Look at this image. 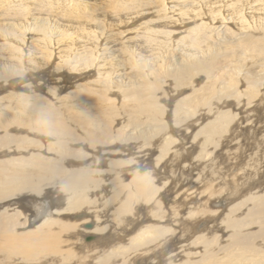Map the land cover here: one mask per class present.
<instances>
[{"label": "bare ground", "instance_id": "bare-ground-1", "mask_svg": "<svg viewBox=\"0 0 264 264\" xmlns=\"http://www.w3.org/2000/svg\"><path fill=\"white\" fill-rule=\"evenodd\" d=\"M256 21H264V0H0V75L3 74L2 69L12 72L4 77L8 81L3 84L4 87H12L11 91L7 90L10 94L0 96L3 101L0 105V131L7 133L12 130L16 133L10 135L9 140L7 138L9 142L5 141L4 145H0V156L3 158L0 160V178L10 183L9 187L0 188V264H38L36 261L45 257L50 258L48 261L51 264H84L89 256L92 258L88 264H96L98 261V264H139L137 258L140 256L144 259L143 263H154L156 257L152 252L156 246L148 248L154 239L157 237L160 241L164 236V241H161L162 254L172 255L174 249L182 247L179 243L182 235L187 238L193 236L187 243L189 246L202 243L199 247L205 253L194 262L187 259L172 264H264V237L256 234V231L264 232V162H259L260 166H257L262 167L261 176L260 172L249 175L241 168V174L234 178L220 180L216 175H209L208 178L212 176L211 179L198 181L197 189L182 188L179 193L187 198L178 204L173 202L177 208H172L171 205L172 210L166 209L162 204L157 205L159 198L155 197L159 188L154 184L153 178H150L151 174L140 175L134 172L133 178L127 183L121 178L113 177L114 185H108L111 197L103 199V204L99 206L94 204V198L90 194L97 190L98 185L104 184V181L96 178V169L91 167L92 165L80 167L76 164L75 167L65 168L60 165L61 162L52 163H55L58 157L64 156L66 148L71 149L76 145L73 139L76 140L77 136L82 138L89 134L90 142L94 137H109V130H103L101 134L100 129L104 125V118L109 123H114L113 116L110 120L109 113L112 111H106L102 100L93 96L91 98L94 103L89 98H77L72 101L73 108H56L58 103L55 108L50 107L51 109L47 110L46 106L53 102L42 96V87L37 82L34 84V81H29L32 76L41 80L47 73L51 75L49 80L58 82L62 74L69 76L63 73L64 70L80 71L68 57L72 54L80 57L88 52L91 57L92 54L98 55L96 62L84 64V67L90 65L93 74L87 82L81 83L77 89L73 88L68 93L88 88L94 81L93 75L101 73L102 62L112 60V64L121 65L124 61L122 58L128 56L127 49L121 46L118 47L117 55L112 57L109 54L104 58L108 39L122 32L132 34L135 41L140 42L143 39L147 46L159 45L160 42L168 43L186 35L193 38L194 41L190 42L197 43L205 39L204 34L210 35L211 31H215L214 35H217V31L221 32V26L222 29L226 28L227 22H231L238 31L244 30L249 34L248 30L257 25ZM216 23L218 25H215ZM224 31L226 34L229 30ZM180 34L181 36L177 37ZM143 43L133 46V49L140 50L142 59L146 55V49L141 47ZM199 50L202 48L189 47V51L187 50V54L190 53L189 56L193 58L187 69L203 65ZM15 60H21L22 66L27 68L11 67V70L10 65L14 64ZM4 63L7 67L2 65ZM16 66H19V63ZM65 66L68 68L59 73ZM83 72L86 73L85 70ZM73 78L75 79V76ZM44 86L53 98L56 84ZM72 87L67 88L69 90ZM56 100L60 103L65 101L63 97ZM76 102L81 106L76 107ZM148 109L150 108H144L142 103L135 104L134 113H130V117L142 114L147 121L156 120L153 112H146ZM117 115L123 116L122 113ZM144 119L139 121L145 122ZM219 123H213L207 129L218 134L222 127H216L215 124ZM80 126L86 127L81 130ZM122 137L124 135L119 136V139ZM18 140H21V143L17 142ZM44 141L47 148L45 153L51 150L49 152L56 156L52 162H47L48 158L38 157V153L30 152L39 150ZM76 143L79 144V141ZM108 143L105 141L104 144ZM33 145L39 146L35 148ZM24 152L29 153L30 157L12 155ZM9 154L13 157L8 156ZM83 155L87 156L86 153ZM260 158L264 161V153ZM119 161L124 162L122 159ZM119 161L112 159L113 164ZM259 163L253 162L252 166ZM254 169L256 170V167L250 171ZM41 172L48 173L55 181L51 183L52 188L48 187L41 197H36L40 194L35 192L39 187L33 182L29 184L27 176L40 177ZM116 173L120 172L116 171L114 176ZM258 177L262 179L258 181ZM184 179H180L172 187L176 190L177 187L197 183L186 182ZM211 181L224 184V191L212 185ZM56 184L60 185V189L55 191V194L53 191ZM128 185L130 187L126 189ZM99 190L97 194L100 196L101 189ZM167 190L169 194L171 187ZM20 192L36 193L35 197H29L31 201H27V204H32L31 207L26 206L24 199L20 198L22 196L16 197L22 194ZM162 192L164 195L165 188ZM239 193L243 197L237 201ZM200 195L202 196L195 206L189 205L192 198ZM144 198L147 199L146 204L153 202L154 206H147L144 215L136 216L132 205L135 203L134 207L137 206L140 199ZM20 205L27 209L25 213L18 210ZM181 210L183 214H180ZM147 211L150 213L146 214ZM127 214L129 218L124 217ZM224 215H227V218ZM144 219L149 221L141 225L139 222ZM88 220H93V223H86ZM157 221L164 223L152 226V223ZM85 223L89 224V227H85ZM83 224L85 228L76 229ZM106 226H109L108 230ZM17 227H21L22 231H11H16ZM114 228L115 235L125 234L132 229V238L126 243L108 242L106 232L113 233ZM3 230L7 231L4 237L1 236ZM198 231L202 233L195 235ZM227 232L232 234V247L218 255L212 254L222 250L229 243L224 237ZM85 233L96 234V237H93V241L88 240L89 242L85 243L82 240ZM206 233H211L210 236L217 238L213 249L208 245L207 239L200 241ZM153 235L155 237L150 238ZM224 241L226 243L223 244ZM128 243L131 245L127 251L128 255H109L110 251L122 248ZM65 244L71 247H63ZM78 244L82 249L76 252L72 246L76 247ZM93 246L97 248V252L90 250ZM151 249V254L142 255V252ZM175 253L179 254L178 251Z\"/></svg>", "mask_w": 264, "mask_h": 264}, {"label": "rangeland", "instance_id": "rangeland-1", "mask_svg": "<svg viewBox=\"0 0 264 264\" xmlns=\"http://www.w3.org/2000/svg\"><path fill=\"white\" fill-rule=\"evenodd\" d=\"M218 23L215 25H218ZM256 23L257 25L254 28L251 27L248 30L249 34H247L244 30L238 31L233 27L234 25L231 22H227L225 24L226 28L222 29L221 26L219 28L221 32L217 31V35H214L215 31H211L210 35L204 34V40L201 39L197 43L193 42L194 44L190 42L194 41L193 38L190 35H186L168 43L160 42L158 43L159 45L147 46V44L143 43V39H141V43L135 41L134 36L129 32L119 33L117 36L108 39L105 45L107 48H104L106 51L104 58L109 54L112 57L117 55L118 47L122 46L128 51V56L122 58L124 60L121 62L122 64H112V60H107L106 63L102 62L101 73L93 75L94 81L91 83V86L89 85L88 88H83L79 91L75 90L72 93L68 92L73 88L77 89L78 85L87 82L90 78L89 76H92V68H90V65L84 67V64L96 62L97 54H92V57L88 52H85L86 54H82L80 57L72 54L71 57H68L69 61H72L75 64V68H78L82 72L66 69L63 73H67L69 76L65 77L62 74L59 76L58 82L49 80L51 75H48L46 71V75L41 80L37 76H32L29 81H34V84L37 82L42 87L40 91L42 96L49 102L54 103H49L52 106L48 104L46 106L47 110L55 108L58 103L56 108H73L72 101L77 98H89L94 103L95 101L91 98L93 96L102 100L106 111H112L109 113L111 115L110 120H112V116L114 118L113 124L104 118V125L100 129L101 134L104 132L103 130H109V137H94L92 142H90L89 134H85L81 138L77 136L76 131L77 138L76 140L73 139L76 145H70L73 146L71 149L70 147H68L69 149L66 148V151L63 152L64 156L58 157L56 162L52 164H59L61 162L62 164L60 165L65 166V168L75 167L76 164H79L80 167L92 165L91 167L96 169V178L104 181V184L98 185L97 188V190L101 189L100 196L97 194L100 190H96L90 194L94 198V204H99V206L103 204V199L107 200L108 196L111 197V190L108 185H114L115 178H121L123 182L127 183L133 178L132 174L134 172H138L140 175L151 174L150 178H153L154 184L159 188L155 197L159 198V203H156L158 206L162 204L169 210L177 208L172 204L173 202L178 204L179 201L187 198L186 195L180 194L179 191L182 188L189 190L197 189L199 187V180L211 179L213 175H216L220 180L228 177L234 178L241 174V168H244V171H247L249 175L260 172L259 176H261L262 167L259 168L257 166H260L259 162H264L260 158L261 154L264 153V21H256ZM224 30L229 31H226L227 33L225 34L223 33L225 32ZM25 35L28 36L27 34ZM179 36L181 34L177 37ZM142 43L144 45L141 47L146 49V55L143 59L140 50L133 49V46L141 45ZM189 47L202 48V50H199L200 57L203 59L201 67H189L187 69L190 65L189 63L193 60L189 56L190 53L187 54ZM120 55H122V52H120ZM15 61L14 64L10 65L11 70L13 67H19L20 69L27 68L22 66L23 62L21 60ZM18 63L19 66H16ZM2 65L7 67L6 63ZM210 67L213 68L211 71H208ZM65 68L68 67H63L59 73ZM83 70L86 71L85 74ZM2 73L0 75V96H9V91L12 90V87L10 85L4 87L3 84L8 81L4 77L10 75L12 72H6V69H2ZM80 74L82 76H78ZM74 76L75 79L73 78ZM51 84H56L57 86L55 93H53V98H51V92L45 90L44 86H51ZM16 86L18 85L16 84ZM67 87L72 88L68 90ZM58 97H63L65 101L61 103L57 102L56 99ZM52 99L54 101H51ZM140 103H142L144 108H150L146 112H153L156 120L147 121L142 114L130 117V113H134V105H140ZM1 104H3V101L0 100ZM77 106L81 105H78L76 102ZM118 113H122L123 116L120 117L117 115ZM142 118L145 122L139 121ZM216 122H220L219 124H215L216 127H222L218 134H215L211 129H207L209 125ZM77 126L74 127L78 129ZM80 127L82 130L86 126ZM1 131V146L4 145L3 142H9L10 135L16 134L12 130L7 131V133L3 130ZM91 133L94 134L93 131ZM122 135L124 137L119 139V136ZM28 137L31 138L30 135ZM109 140L110 142L108 143L107 141ZM20 141L18 140L17 142L21 143ZM78 141L79 144L76 143ZM105 141L108 144H104ZM45 143L46 141L41 143L43 146L33 145L36 146L35 148L39 146L40 149H34L30 152L34 154L38 153L40 155L38 157L48 158L47 162H52L56 156L49 152L51 150L45 153L47 149L44 145ZM9 144L12 145V142ZM83 153H86L87 156H84ZM12 155L30 157V154L27 152ZM12 155L9 154L8 156L13 157ZM2 159L0 156V160ZM112 159L118 161L122 159L124 162L120 163L119 161V163L113 164ZM131 161L136 163H132ZM253 162L259 164L252 166ZM130 163L132 164L130 165ZM254 167H256V170L254 169L251 172L250 169ZM98 170L103 172H98ZM116 171L120 173H116L114 176ZM41 173L40 177L34 175L27 176L29 184L33 182L39 187V190H35L37 194L40 193L38 196L34 192H20L22 194L16 197L22 196L20 198L24 199V202L27 204V201L32 200L29 197H41L45 189H48V187L52 188V181L55 180L48 173ZM209 175L212 176L208 178ZM182 178H185L186 182L197 181V183L180 186L175 190L172 185ZM261 179L258 177V181ZM27 181L25 180L24 182L27 183ZM20 183L23 182L20 181ZM211 184L224 191V184H218L217 181H211ZM226 185L228 186V184ZM9 186L8 180L0 178V188H7ZM129 187L130 185L126 186V189ZM170 187L171 192L168 194L167 189ZM164 188L165 194L163 195L162 191ZM59 189L60 185L56 184L53 192H58ZM160 193L162 197H160ZM120 194L123 193L120 192ZM237 195L236 200L239 201L243 196L241 193ZM201 196L192 198L189 205L195 206ZM146 200L145 198L144 200L140 199L137 206L134 207L135 203L132 205V209L136 211V216L137 214L139 216L144 215V210L147 206H154L153 202L146 204ZM171 205H173L172 208ZM26 206L31 207L32 204L28 203ZM22 208L23 206L20 205L18 210L20 212L22 210L25 213L27 209ZM109 208H111V205H109ZM153 209L155 210L156 208ZM184 211L187 212V210ZM148 213L150 211L146 212V214ZM128 214L124 217L129 218ZM180 214H183L182 210ZM136 216L132 218L134 219ZM224 216L227 218V215ZM92 221L88 220L86 223H93ZM148 221V219H144L139 223L141 225L147 224L146 222ZM157 223L162 224L164 222H153L152 226ZM102 225H105L104 222ZM108 227L106 226V230H108ZM83 228H85L84 224L82 227L76 229L82 230ZM254 228L257 229V227ZM84 230L87 231L86 229ZM131 230H128L125 234L115 235L116 230L114 228L113 233L106 232V238L111 243L117 241L126 243L127 240L132 238L133 232ZM11 231L18 233L22 231V228L17 227L16 231ZM6 233L7 231L3 230L1 236L4 237ZM201 233V231H198L195 235ZM229 233L227 232L224 235L229 243L222 250L213 252L212 254L218 255L222 251L232 247V234ZM210 234L206 233V235H202L200 241L203 242L207 239L208 245L213 249L217 238L216 236H210ZM256 234L264 237V232L262 231H256ZM87 237H90L89 241L91 242L96 237V234L85 233V236L81 239L87 243L89 242L86 240ZM153 237L155 235L150 238ZM163 237L160 241L156 237L153 244L148 246V248L156 246L153 248L155 251L152 252L151 249L145 253L142 252L143 256L147 253H155L156 258L154 263H143L144 259L140 256L137 258L139 264H172L187 259L194 262L197 257H201L205 253L199 247L202 243L189 246L187 243L193 236L187 238V236L182 235L179 242L182 244V247L174 249L172 255L162 254L161 241H164ZM222 243L224 244L226 241ZM130 246L128 243V245L122 248L110 251L109 255H128L127 251L130 250ZM63 247L68 248L71 246L65 244ZM72 249L78 252L82 249V246L78 244L76 247L72 246ZM90 250L97 252L95 246L91 247ZM175 251H178L179 254L177 255ZM195 251L197 253H192ZM50 257L52 258V256ZM91 258V256L87 257L84 264H88ZM49 259L46 257L38 259L36 263L49 264ZM126 259L127 257H125ZM98 263L99 261L96 264ZM129 264H134V262Z\"/></svg>", "mask_w": 264, "mask_h": 264}, {"label": "water", "instance_id": "water-1", "mask_svg": "<svg viewBox=\"0 0 264 264\" xmlns=\"http://www.w3.org/2000/svg\"><path fill=\"white\" fill-rule=\"evenodd\" d=\"M85 227H89V224H86ZM90 237H87L86 240L88 241Z\"/></svg>", "mask_w": 264, "mask_h": 264}]
</instances>
